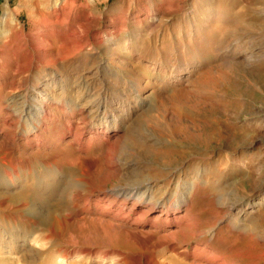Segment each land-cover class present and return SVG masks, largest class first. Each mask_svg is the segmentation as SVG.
I'll use <instances>...</instances> for the list:
<instances>
[{
    "label": "rangeland",
    "instance_id": "rangeland-1",
    "mask_svg": "<svg viewBox=\"0 0 264 264\" xmlns=\"http://www.w3.org/2000/svg\"><path fill=\"white\" fill-rule=\"evenodd\" d=\"M6 6L30 37L52 32L49 39L56 58L36 63L24 73L26 81L20 88L0 91L3 104L5 100L17 102V107L8 110L16 120L14 128L3 129L1 123L8 113L0 116V162L13 156L30 166L28 173L9 182L13 195L29 197L26 205L21 209L18 201L0 204V251L17 246L12 240L15 234L26 235L40 248L44 241L39 237L52 233L48 225L37 223L30 210L34 204L31 187L40 172L50 185L65 177L69 180L70 174L86 182V197L76 207L59 200L57 193L50 196L46 182L47 199L37 203L49 211L70 213L68 226L53 234L50 246L54 250L62 246L67 229L74 236L80 225V240L111 244L110 252L121 254L119 261L90 256L98 264H135L146 251L123 226L144 232L149 227L112 218V212L100 209L97 201L108 190L146 183L157 195L178 191L188 196L186 208L192 219L177 236L189 239V250L207 239L231 255L243 253L233 259L236 264H264V257L255 258L264 254L259 245L264 238V0H0V30ZM74 30L77 35L72 34ZM19 94L20 101L16 99ZM61 99L70 123L93 140L80 167L68 164L77 156L72 145L63 146L71 137L60 141L55 134L64 125L53 129L63 111L51 107ZM45 104L50 105L53 117L37 131L34 121L39 124L42 118L33 112ZM152 109L158 119L138 118ZM29 128L40 134L37 146L29 145L25 137L23 131ZM161 129L166 133H160ZM110 146L115 163L107 166L103 157ZM50 151L58 153L59 172L44 171V157ZM93 159H97L96 166L83 170ZM4 168L8 167L0 166ZM55 172L60 176L54 178ZM216 188L219 195L211 193ZM131 206L132 201L125 211ZM146 208L136 203L132 216ZM186 208L177 206L175 217L182 218ZM161 212L149 211L146 220ZM105 220L120 229L113 232L103 225ZM225 225H230L231 232L215 241L216 232ZM253 225L263 229L258 242L245 232ZM176 229L152 231L158 239ZM18 251L14 249L12 256H20ZM79 251L67 255L64 264L80 257L87 260L84 247ZM168 254L166 246L154 252L159 260ZM59 257L56 264H61Z\"/></svg>",
    "mask_w": 264,
    "mask_h": 264
},
{
    "label": "bare ground",
    "instance_id": "bare-ground-1",
    "mask_svg": "<svg viewBox=\"0 0 264 264\" xmlns=\"http://www.w3.org/2000/svg\"><path fill=\"white\" fill-rule=\"evenodd\" d=\"M2 21H3V23L1 24V30H0V37H2V39L0 40V78H2V81L0 82V91L4 92L6 90V88H9V89L13 88V87L17 88L18 86L20 88V86L23 84L22 82L26 81V77L23 76L24 73L31 71L36 63H43L42 62L43 59L44 60H46L47 58H49V60L52 58L55 59L56 56L53 55V48L50 45L49 37H50V33H52V32H50V31L40 32V33H38V38H36V39L34 38V36L30 37L27 33H24L21 30L16 19L14 17H12L11 11H10L8 6H6V11H5L4 18L2 19ZM72 34L77 35L78 31L74 30V32ZM68 36H70V35H68ZM24 40H26V41L28 40V43L27 42L24 43ZM64 46H65V44H64ZM62 48H63V43H62ZM62 48H61V51H64ZM78 48H79V46H78ZM34 55H36V56H34ZM21 98H22L21 94L16 96V99L19 101L21 100ZM61 100L62 101H59V103L57 102L58 106L53 105V107H51V108L54 110H57V111H60V110L63 111L64 106H66V103H65L64 99H61ZM5 102H7V100L4 101V104H3V102H0V116L3 115L2 113H4V111H5V113L6 112L8 113L9 108H12L13 106L17 105V102L15 99L12 100L9 104L5 103ZM58 107H59V109H57ZM49 110H50V105L45 104L41 110L33 112L34 117H36V114H39V116H40L39 118H42V120L39 119V124H36L37 120L34 121V122H36L35 123L36 126H34L35 130H37V131L40 130L39 125L44 124L45 121L52 120L53 116L50 114ZM64 111L62 113L59 112L60 114H62V116H60V119L57 117L56 120H58V123L54 124L53 129H55V130L58 129L59 124L64 125V129H62L59 132L57 131L58 133H55V134L59 137L60 141L64 140L66 137H71L70 140L68 139L69 143L68 142L66 144L63 143V146H65L67 144L72 145L73 147L71 149L74 148V150L77 152V156H75L74 160H72L71 162H68V164H70L73 167H76V166L80 167L81 163L85 160L84 155L86 153H88L89 146L93 140L86 139L84 137L85 136L84 131L77 124L76 125L71 124L69 121L70 115L66 114L68 112H64ZM12 112H14V110H12ZM146 113L144 112L138 118H142L143 116H147V117H152L154 119H156V118L158 119V116L154 115L153 109L149 110ZM14 114H16V113H14ZM186 114H182V115H186ZM12 116H14V115H12L11 112L8 113L6 116H4L5 119L3 120V122L2 123L0 122L2 124L3 129H5V130L10 129L11 130L12 127L14 128V126L16 124V120L15 119L13 120ZM142 122L144 123L143 120H142ZM146 130H147V128L145 129V131ZM31 131H32V129L29 128L28 130L25 129L23 132L26 134V136H25L26 139L29 140V142H28L29 145L37 146L40 134L31 133ZM158 131L162 134L166 133L163 129L158 130ZM28 136H31V137L28 138ZM13 142H14V140H13ZM57 146L58 145H56L55 147L58 150ZM34 149H36V148H34ZM52 152L50 151V153H47L44 157V159H46L44 161H47L46 166L44 165L46 168V169H44V171L59 172L60 171V165H58V164H60V163L57 160V154L58 153L57 152L52 153ZM8 155H11V154H8ZM36 155H38V154H36ZM114 156H115V150H114L113 146L108 147V149L106 150L105 155L103 157V160L106 162L107 166L111 165L112 163H115ZM4 160L5 159L2 158V162H0V166L1 165L7 166L8 168L0 169V204L3 205L7 201H15V202L18 201V202H20L19 207L22 209L23 206H25L27 203L26 198H29V197L25 198V197H23L24 194L21 196V195H19V193H17L19 196L13 195L11 192L14 188H13V185L11 186V184H9V182L13 184L14 180L16 178H19V176L22 175L23 172L28 173L29 172L28 168L30 167L28 164L29 162L28 161H22L19 158L13 157V156H11L7 161H4ZM25 160H26V158H25ZM95 160H97V159H93L91 162L90 161L86 162V164H87L86 169L83 168V170H88V169L94 168L96 166ZM118 170H120V168H118ZM30 171H32V170H30ZM56 172H55L54 178H56L59 175V173L57 175ZM37 176H38V180L33 179L34 180V185H33L34 187L32 186V183H31V186H32L31 189L34 188V190H33L34 196H32L34 198V204H32L30 206V210L33 211V212H31V215L37 221V223L39 222V223H44V224L48 225L50 227V230L52 233H50L47 236H44V234H43V236L39 237V238H41V241L42 240L44 241L42 247H40V248L32 245L31 242H33V241L30 242L31 238H28L26 235H22V234L16 235L15 234L14 239H12V240H14V244H17V246H11V247H8V249H6L4 251H0V262H4L5 264H35L38 262L37 260L40 259L39 264H56V260H57L56 258L58 256H60L59 257L60 259L58 261H60L61 264H64V260H65L67 255H70L72 253L79 254V252H80L79 248L80 247H84L85 251L87 252L84 254L85 255L87 254L86 256H88L87 257L88 259L84 260V259H81V257H80L79 260H74V261L72 260L69 263L67 262L68 264H98L95 261L96 259L93 260L96 256L101 257V258H106L107 256H110V259L118 260L119 258H117V257L121 256V254L118 253V254L114 255L108 249V248L113 247V245L110 244V245L101 246V245H97V243L93 244V243H89L87 241L80 240V237H81V226L80 225L77 228L76 235H74V236L72 235L71 230L67 229L65 231L66 235H63L62 246L59 243V245L61 246L60 248H56V250H54L50 246V242L53 241V234L58 233L57 228H59V230L62 229V231H63L64 226H68V222H66V217H68V215L70 213H68V210L67 211L65 210L66 212L60 211V210H57V211L55 210L56 212L49 211V210L43 208L44 206L39 205L40 203H37V202H41V201L44 202V200L47 199L46 195H45L46 193L44 192V190H46V188H47L46 185H48V184H46V182H48V183L50 182V179L48 177H47L48 179H46L45 176L41 175L40 172H38ZM6 182H7V185H6ZM19 182H20V180H19ZM85 184H86V182L82 177H79L78 175L73 176L70 174L69 180L67 179V177H65L60 182L59 181L58 182L52 181L51 185L49 183V185H50L49 187H51V189H50L51 192H49V195L52 196V195H56V193H57V196H59V200H61L63 202L64 201L69 202V203H71V205L76 207L77 206L76 203L78 204V201H80L86 197V196H84V192L86 191ZM174 190H176V189L174 188ZM108 191H109L108 193L110 195L107 194L106 197H102V198L98 199V201H97L98 207H100V209L105 210V212H106V210H109V212H112L111 216L114 219H117L120 221H129L131 224H134V225H138V224L141 225L142 223H145L149 227L148 231L144 232L143 230H133V229L126 228L127 226H125V225L123 226L126 229V233H128L131 237H133V240L141 248V250L146 251L145 254L144 253L141 254L135 260V264H186L185 263V262H187L186 260H190V262H188V264H236V261H234L233 259L237 258L239 256H243V253H240V254L235 253L234 255H231L229 252H227L223 248H218L219 246L215 247L214 244L209 243L207 239H203V245H201L200 247L194 246L193 249L189 250L187 248L189 239L185 238V237L183 239H180V238L178 239V236H177L180 231H184L186 228H188V225H186V223L189 224V221L191 218V214H190L191 212L186 208V206L188 204L187 199H189V198H188V196L183 197V195H181V194L179 195L178 191H174L172 193L163 192L162 194L157 195V194L153 193L151 186L147 185L146 183L144 185L141 184V186H140V184L127 186V187L121 186V187L115 188L113 190H108ZM209 191L211 192V190H209ZM211 193H213V194L218 193V195H219V191L217 188L215 190H212ZM47 196H48V194H47ZM38 200H41V201H38ZM131 201H132V206L129 209H127V211H125L127 204H129ZM138 202L144 204L147 208L144 211L137 213L136 217H133L131 211L133 210L135 204ZM179 205L181 207L186 208L185 209L186 214L182 218L175 217V214L178 212L176 210V208ZM109 206H111V208H109ZM110 209H112V210H110ZM157 210H160L162 212L160 214L156 215V217H153V218L146 220V217H147L146 214H148L149 211L154 212ZM162 218H163V220H162ZM165 218H166V220H167V218H169V220L164 221ZM161 220L164 222H161ZM102 223H103V225H105L109 228H112L113 232H117V230L120 229V226L118 227L117 225H113L112 224L113 222L111 223L109 220H105ZM199 225H201V224H199ZM172 226L177 228L176 230H174V232L170 231L171 233L167 234V236L166 235L165 236L158 235V237H157L158 239L154 238V231H152V229L154 230L155 228L156 229L158 228V229L162 230L165 228V231H166L167 227H172ZM231 226H232V224H231ZM66 228H69V227H66ZM45 229H46V227H45ZM247 229L248 230L245 231L246 235L248 234L250 236V238L254 241L257 240L258 234L259 233L261 234V232L263 231V229L259 228L258 226H254V225L252 227L247 228ZM238 231H236V233ZM225 232H231L230 225H225V226L219 228L218 231L216 232L214 240L218 241L220 239V237L222 236V234H224ZM166 233H167V231H166ZM232 234H234V233H232ZM201 235H203V234H201ZM28 236H29V234H28ZM209 236H211V235H209ZM261 239H262V237H261ZM234 241H235V239H234ZM257 242H258V240H257ZM259 245L261 247H264V238L261 240ZM162 246H166L168 248L170 255L168 254V255H166V257H164L163 260H159V259L155 258L154 252L159 247H162ZM19 247H20V249H19ZM95 247L96 248H103V249H97V251H95L93 249ZM16 248H18V250H19L18 252H20L19 253L20 256L15 255L16 256L15 257V256H12V253H13V250ZM72 248L73 249L76 248V250L73 251ZM7 254H9V255H7ZM90 256L93 257V259H91ZM262 257H264V254L260 255V256H256L255 258H257L258 261H260V258H262ZM168 258H169V260H167ZM125 259L126 258H123V260H125ZM253 264H259V263L253 262Z\"/></svg>",
    "mask_w": 264,
    "mask_h": 264
}]
</instances>
